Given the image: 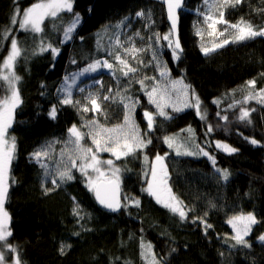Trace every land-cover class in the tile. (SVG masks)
I'll return each instance as SVG.
<instances>
[{
	"label": "trees",
	"instance_id": "obj_1",
	"mask_svg": "<svg viewBox=\"0 0 264 264\" xmlns=\"http://www.w3.org/2000/svg\"><path fill=\"white\" fill-rule=\"evenodd\" d=\"M199 1L185 0L179 13L178 33L183 51L179 60H173L168 41L163 39L170 30L163 0H74V11L81 15V21L73 38L63 44L59 41L63 39L64 27L71 23V13H62L56 20L46 19L44 31L33 34L19 30L11 20L16 9L22 16L37 0H0V63L7 55L12 37L17 38L22 49L14 68L21 77L17 86L22 103L15 109L8 130L15 137L16 150L4 207L11 218L12 236L8 242L17 248L23 264H145L141 240L152 245L157 258H163V264H264V244L258 240L264 234V105L256 100L244 102L247 81L254 79L257 90L264 88V37L229 43L205 55L201 52L202 42L191 28ZM138 11L145 13L141 30L144 41L153 48L155 64L130 74L131 80L119 71H114L115 81L100 71L88 75V78L102 77L105 86L112 88L111 95L119 91L131 97L127 101L135 102L131 116L141 134L147 133L145 139L152 141L146 148L119 160L110 152L97 153L101 161L111 159L113 166L120 169L122 209L114 215L97 204L86 187V177L77 169H72L73 180L58 182L56 188L48 187V178L68 164L67 156L61 157L62 151L72 148L66 143L70 138L68 129L76 125L87 133L89 129L80 126L94 118L73 105L61 104L60 86L66 78L109 55L113 33ZM241 18L257 29L264 27V0H243L235 8L226 9L228 22L237 23ZM6 29L8 39L3 36ZM42 44L59 48L55 59L51 51L40 52ZM114 63L116 69L122 67ZM157 65L159 69L166 66L169 79L189 85V94L195 91L205 119L197 116L194 107L180 112L166 107L164 111L170 119L157 114L146 95L155 84L161 86L163 82L162 77L155 78L160 72ZM145 76L153 79L145 80L142 88L138 81ZM6 92L5 85L0 87V99ZM224 97L237 99L236 106L224 109L213 102ZM119 99L115 103L104 102L105 118L97 119L99 123L107 127L123 124L125 109ZM54 105L55 119L49 116ZM241 108L250 111L251 123L238 119ZM145 111L152 113L155 121L150 132ZM209 125L213 127L210 133ZM166 136L175 137L176 144L184 146L182 152L186 149L197 154L177 155L175 147L169 148L164 143ZM246 138H255L260 143L254 146ZM213 141L224 142L238 151L224 153L215 148ZM48 144L52 147L49 157L41 161L47 165L44 168L33 159L32 153ZM82 144L94 147L87 136ZM200 148L215 159V164L199 154ZM157 154L164 157L168 186L183 201L187 213L184 221L143 191ZM216 169L228 170V180ZM45 188L53 190L45 195ZM161 195L166 197L167 193L161 191ZM125 197L138 199L139 207ZM76 209L78 215H74ZM249 212L259 221L246 237L251 247L230 248L234 241L229 237L233 233L226 221L233 215ZM198 218L211 224L207 234ZM62 244L70 245L63 255L59 251Z\"/></svg>",
	"mask_w": 264,
	"mask_h": 264
},
{
	"label": "snow or ice",
	"instance_id": "obj_2",
	"mask_svg": "<svg viewBox=\"0 0 264 264\" xmlns=\"http://www.w3.org/2000/svg\"><path fill=\"white\" fill-rule=\"evenodd\" d=\"M167 5L168 20L170 21L171 27L169 33L163 36L165 41H168L169 48L172 50L173 60L180 59V52L183 51L178 37V20H179V10L183 7V0H163ZM243 0H204V4L208 6L207 11L202 12L203 24L207 26L211 31L207 32V35L215 37L212 41L211 47H206L201 44V52L208 55L210 52L215 51L218 48H222L229 43L242 42L245 40L253 39L256 37H264V27L257 29L250 22L241 18L237 23H230L225 19L226 9L229 7L235 8L236 6L242 4ZM74 0H37V2L28 6L24 11L22 16L20 15V10L16 9L15 14L12 17L11 23L13 25H18L19 30L25 32H31L33 34H39L44 31V22L46 19L51 18L53 20L59 19L62 13H71V23L68 24L63 29V39L59 43L63 44L73 38V32L77 28V25L81 21V15L74 11ZM145 13L143 11H138L136 13L137 17H143ZM218 25H226L224 29H219ZM196 27V35L203 37L205 35L204 29L194 24ZM229 29L232 31L229 32ZM139 35V33H137ZM4 39H8L9 30H5L3 33ZM224 37V39H220ZM143 38V37H141ZM175 38V40H173ZM157 42L160 40V34H156ZM116 47L120 49L122 47L119 38L116 40ZM51 51L53 58L59 54V48L53 47L51 44L40 47V52ZM143 51V49L131 47L123 48L125 55H121L120 51L115 53L110 52L109 55H114V59L118 65L122 67L116 69L112 63L107 60L101 62L100 60H95L90 63L83 72L89 73L96 72L98 68H105L112 71H119L124 77H128L131 80L130 74H134L138 71L136 67H133L128 56L130 55L133 60H138L136 53ZM22 49L19 47V42L17 38H11V45L7 51V55L3 58L2 63H0V87L7 85V94L3 99H0V249H7L8 252L12 253L10 261L7 264H23L20 259L17 248L8 242V238L12 236V231L10 230V216L5 210V201L9 193V183L8 174L12 160L14 159V154L16 150L15 137L9 135V129L12 127L13 123V113L15 109L22 103L20 92L18 89V82L21 77L17 75L14 71L15 64L18 58L21 56ZM34 54H36L34 52ZM155 58V53H154ZM139 63L143 64L142 60H138ZM75 63V61H73ZM160 70L161 77H167L166 66L164 69ZM264 75V73H262ZM153 79L145 76L143 79L139 80L141 87L144 88V81ZM99 83V81H97ZM171 88L177 93V102L172 103L171 93L166 85L161 88L159 83L152 87L151 91H147L149 103L153 104L157 109V114L164 117L165 119H170L168 114L164 111L166 107L171 106L174 112L183 111L184 108L194 107L197 116L201 119L206 118V114L201 111V101L196 96L195 91L191 92L190 99H184L188 97L189 85H185L182 80L170 81ZM177 85L180 87L177 88ZM43 87V85H42ZM247 94L244 96V102L247 103L248 100H256L257 103L264 105V88L257 90L256 81L249 80L246 82ZM83 91V90H81ZM108 93H112V88L107 89ZM125 92L127 89L124 90ZM117 97H119V103L123 104L125 109L124 122L123 124H116L112 127H107L98 122L97 119L93 118L88 120L85 124L80 127H87L89 131L84 133L76 125H73L68 129L69 140L67 144H71V149H66L61 152V157L67 156L68 164L64 166L63 169L58 168L55 177L52 180L53 186H57L58 182L63 183L71 181L74 179L72 174V169H77L80 171L81 175L86 177L87 184L86 187L90 192H93L95 199L104 208L116 212L121 207V201L119 198L120 191V169L113 166V161L111 159L101 161L98 158L97 153L100 152H110L117 160L122 157H127L133 155L138 149L146 148L148 144H151L150 139H145L147 133L141 134L139 125H137L131 116V112L135 109V102L128 103L131 97L123 95V93L117 91L115 95H101L99 93H90L84 98V101L73 100L69 94H66L61 100V104L77 106L79 111L87 113L89 111L97 115H105L103 109V101L117 102ZM217 103L216 101H213ZM91 105L89 108L88 105ZM254 111V109H253ZM57 113V108L54 105L49 112V116L55 119ZM250 111L245 108L240 109V115L238 119L242 122L249 120ZM144 117L147 120V128L150 132L153 129L155 123L153 114L145 111ZM221 119L227 120V117H221ZM189 131H191L189 129ZM213 127L209 125L208 132H212ZM85 136L91 139L92 146H86L82 144ZM248 142L254 146L258 145L260 142L255 138H246ZM164 143L169 148L176 149L177 155H196L197 153L181 149L183 145L176 144L175 137H164ZM52 147L48 144L46 147L32 153L33 159L38 163L44 158L49 157V149ZM199 147V146H197ZM216 147L224 150L228 154H232L238 151V149L231 147L228 144H222L219 141L216 142ZM199 154L207 156L215 164V159L209 155L208 152L204 151L202 148L199 150ZM148 157L145 156L147 161ZM63 163V159L61 160ZM106 164L109 166L111 171V176L105 179V171L102 169V165ZM41 166L47 168V165L41 163ZM217 172L223 177L225 181L229 178L228 170L216 169ZM96 173L97 176L93 178L90 175ZM47 175V172L45 173ZM151 177L152 179L148 181V186L143 191H146L149 196L155 198L157 204H161L163 207L167 208L174 215H178L181 221L186 220L187 213L184 210L183 201L180 200L176 195L172 193L171 188L168 186V170L164 164V157L159 154L156 155L155 160L151 166ZM15 182V181H13ZM53 189H44L45 195ZM161 191L167 193L166 197H162ZM126 201L131 199V203L139 207L140 201L135 197H125ZM127 207V205H123ZM74 215L78 213L74 210ZM207 213H205V216ZM200 223L204 225L205 234H207V229L211 228V224H208L203 218H198ZM226 223L232 228L233 235L229 237L230 240L234 241L233 244L229 245L230 248H250L251 244L246 239L253 230V226L259 223L257 217L249 212L247 214L240 213L231 216ZM258 240L264 244V234L258 237ZM70 247V245H61L60 254L65 253V249ZM173 252L176 249H172ZM223 255V253H221ZM141 257L144 259L145 264H163V258L158 259L156 254L153 252V247L151 244H145L141 240ZM0 264H6V257L3 250H0Z\"/></svg>",
	"mask_w": 264,
	"mask_h": 264
},
{
	"label": "rangeland",
	"instance_id": "obj_3",
	"mask_svg": "<svg viewBox=\"0 0 264 264\" xmlns=\"http://www.w3.org/2000/svg\"><path fill=\"white\" fill-rule=\"evenodd\" d=\"M207 9H208V6H206L204 4V0H200L199 3L197 4V6L195 7L194 11H193V17L194 18H193V21L191 24V28H192L193 35L199 41H201L203 44H206L208 47H211L212 41L215 39V37L207 35V32H209L211 30L208 29L207 26L203 24L204 17L201 14L202 12L207 11ZM143 24H145V16L137 17L135 14L133 16V18L131 19V21H127L125 23H122L121 27H119L113 33V37L111 38L110 43H109L111 52L115 53L116 51H120V54L122 56L125 55V53L123 52V48L136 47V48L143 49V51L136 53L138 60H142L143 64L139 63L138 60H133L130 55L127 57L130 64L133 67H136L138 70H146V69L152 67L153 64H155V61L152 60V57L154 55L153 54V48L147 42H145L143 38H141V37H143V31L141 30V27H142L141 25H143ZM194 24H197L204 29L205 35L203 37V41L201 40L200 36H197L195 34L196 33V27H194ZM217 27L221 30L224 29V25H218ZM137 33H139V35H137ZM117 38H119L121 45H122V47L120 49H117V47H116ZM104 60H107L109 63H112L114 65V68H115L114 62H116V61L114 59V55H107L106 57L100 59L101 62H103ZM99 71L102 74H104L105 76H108L111 80H113V81L116 80L114 71L105 69L103 67L98 68L96 72H89L88 74L84 73L81 75V73L83 71H80L77 74L73 75V77H70V78L68 77L64 80L63 85L60 86L62 98L66 94H69L74 101L80 100L83 102L84 98L87 97L90 93H92V94L99 93L101 95V98L103 95H111V93H108V91H107V89L111 88V87L107 88L105 86L102 77L94 76L93 78H88L89 74L93 75ZM155 78H159V79L161 78L160 72L157 73ZM97 81H99V83ZM161 81H163V82L161 83L160 87L164 88L167 85L169 88V92L171 93L172 103H176L177 102V93L172 90L171 84H170V81H173V80L169 79V77L167 75V77H162ZM179 87L180 86L177 85V88H179ZM5 88L7 91V85H5ZM81 90H83V91H81ZM6 94H7V92H6ZM190 98H191V94H188V97H184V99H190ZM104 102L105 101H103V105H104ZM216 102H217L216 104L220 105L221 108H224V109L225 108H234L236 106L237 99H229L228 97H224V98L217 99ZM75 107L78 109L77 106H75ZM88 107L90 108L91 105L89 104ZM169 108H172V107L169 106ZM184 109H186V108H184ZM82 113H84V112H82ZM84 114H86V115L90 114L96 119L101 118V120H104V118H105V115H97L91 111L84 113ZM216 142L217 141H213V143H212L215 146V148H217ZM220 143L226 144L224 142H220ZM217 149L223 151L224 153H227L220 148H217ZM204 151H206V150L204 149ZM102 169L105 171V179L111 176V171H110L108 165L107 166L102 165ZM90 175L93 178H95L97 176L96 173H92L91 171H90ZM8 177H9V174H8ZM54 177H55V174L50 175L48 178V187L49 188H56L58 186V184H57V186L54 187L52 184V180ZM151 179H152V177H150V180ZM78 211H79V209H76V212H78ZM229 227H230V225H229ZM231 230H232V228H231ZM0 250L4 251V254L6 257V264H7V261L11 260L12 253L8 252L7 249H0Z\"/></svg>",
	"mask_w": 264,
	"mask_h": 264
},
{
	"label": "water",
	"instance_id": "obj_4",
	"mask_svg": "<svg viewBox=\"0 0 264 264\" xmlns=\"http://www.w3.org/2000/svg\"><path fill=\"white\" fill-rule=\"evenodd\" d=\"M184 2H185V0H183V5H184ZM163 8H164V13H165V18H166V22H167V25H168V27H169V29H170V27H171V24H170V21L168 20V14H167V5L163 2ZM183 8V7H182ZM181 10L182 9H180L179 10V13L181 12ZM178 29H179V20H178ZM178 37H179V33H178ZM173 40H175V38H173ZM180 41V40H179ZM181 53V52H180ZM92 195H93V198H94V200L97 202V204L99 205V206H101L99 203H98V201L95 199V195H94V193L92 192ZM121 195H122V191H121V185H120V191H119V198H120V201H121ZM122 204V203H121ZM102 208H104L103 206H101ZM105 210H107L108 212H110L111 214H114V215H116V214H119L120 212H121V209H122V207L118 210V211H116V212H112V211H110V210H108V209H106V208H104Z\"/></svg>",
	"mask_w": 264,
	"mask_h": 264
}]
</instances>
